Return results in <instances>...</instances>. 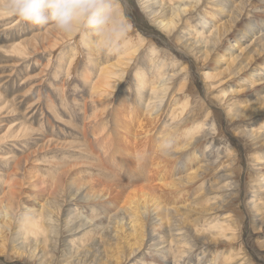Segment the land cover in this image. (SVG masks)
<instances>
[{"label":"rangeland","instance_id":"1","mask_svg":"<svg viewBox=\"0 0 264 264\" xmlns=\"http://www.w3.org/2000/svg\"><path fill=\"white\" fill-rule=\"evenodd\" d=\"M212 1L201 0L168 36L151 20L154 11L168 18L172 14L159 2L150 3L147 13L141 0H104L95 4V11L85 6L96 0H0V224L10 206L13 214H7L21 219L49 204L60 221L51 238L56 237L48 242L56 243L54 250L49 247L54 263L77 258V264H105L119 247L123 258H129L122 236L130 233V202L148 206L149 196H155L170 209L171 223L184 222L186 228L160 229L156 213L149 209L144 215L148 238L122 264H175L165 249L157 251L164 246L158 245L160 235L184 242L180 248L186 253L179 264H221L230 256L231 264H264V0ZM104 9L113 11L108 21L115 28L123 32L127 22L144 41L136 60L119 72L125 76L114 91L96 88L101 70L123 55L117 51L121 45L110 49L113 37L102 47L97 42ZM214 25L222 27L217 32L222 40L195 45L199 34L216 33ZM152 64L162 66L165 80L174 76L172 91L161 106L150 86L141 94L137 91L136 75L152 78ZM176 100L189 101L186 118L193 121V131L179 145L170 139ZM10 128L14 138L8 139ZM22 129L27 131L20 136ZM189 142L194 145L184 150ZM197 145L193 151L201 157L199 177L186 187L187 194L175 195L165 184L186 179L195 170L192 162L183 167V154ZM66 193L74 196L67 203ZM77 208L97 218L79 229V235L65 226L66 215L73 216ZM228 218L235 226L233 234L213 242L207 234L211 221ZM121 222L125 226L116 238ZM100 228L102 235L81 238L85 248L76 258L69 257L71 253L62 257L74 237ZM155 229L157 235L152 234ZM17 231L13 223L6 238L12 240ZM17 244L8 243L10 250L0 253V264H32L13 256Z\"/></svg>","mask_w":264,"mask_h":264},{"label":"bare ground","instance_id":"2","mask_svg":"<svg viewBox=\"0 0 264 264\" xmlns=\"http://www.w3.org/2000/svg\"><path fill=\"white\" fill-rule=\"evenodd\" d=\"M102 1H104V0H96V2H94V3L87 4L85 6V8L88 11H95L96 8H97V7H95V4L96 3H100V2L102 3ZM141 1L144 2V10L147 13H149V12L151 13V11H150L151 8L148 5L150 3H152V2H154V4H156L157 2H159L160 5H161V7L162 6L163 7H166L167 6V8H170V10L172 11V14H171V16H169V18L166 17L167 16V15H165L166 13H164L162 15V13L158 14V11H154L152 13L153 18L151 19L154 23H157L160 26L161 30L166 35H168V36L174 35V33L180 27L179 24L183 21L182 20L183 16H186L187 14L190 15L192 13V11H193L192 8L195 9L198 6V4L201 2V0H141ZM212 2H228L229 3V2H232V0H214ZM228 3L222 5L224 8H221L220 11L218 10L219 12L222 13V15H223V13L226 12L225 7L228 5ZM151 6H153V5H151ZM215 9H213V10H215ZM164 10H165V8H164ZM88 11H86V13ZM111 13L114 14L113 11ZM118 13H119L118 14L119 15V19L122 22L125 21V20H123L124 15L121 12V10H119ZM216 13H218V12H216ZM99 14H101V13H99ZM110 14L108 13V9H104L103 10V17L98 22L99 23L98 25L100 27V31H99L100 32V35L98 37L97 42H99L100 45H101V47H102V46H105L106 45V43H107L106 41L107 40H109V39H111L113 37L114 38L112 40L113 45H112V47L110 49L113 50L114 48H116V47H118V46L121 45L122 47L121 48H118L117 51L120 50L123 55H121L120 58L117 60V62L114 63L113 65H111L109 68L108 67H106V68L104 67L101 70L100 79H99V82L96 84V86H97L96 88L99 89L101 87H105L106 89H110V91L111 90L114 91L119 86L118 85L119 81H122L124 79V76H125V73L124 72L123 73H119V72H122V69L124 70V68H126L127 65L130 64L131 61H135L136 60V55H138L139 54V51L141 50V48L144 47V45H142L144 41L142 40V38H140V36L138 35V32L135 31V29H133L132 26L129 23H127V22L123 26V27H125V31L122 32L120 29L115 28L114 27L115 25L113 23H111V22L108 21L109 18L111 19ZM84 16L85 15L83 14V16H82L83 19H84ZM210 17L212 18V21L211 22H214V20L216 18V15L210 16ZM202 24H203V26H205V25H207V22L204 20L202 22ZM228 26H230V25H228ZM213 27L216 28V33H213V34L210 33V35L205 36V37L203 36V34H199V32H200L199 31L198 32L199 36L196 38L195 45H198L202 41H204V45H209V43H211V45H212L213 42H214V44L219 43L222 40L221 37L223 35H221V33H219V36H218V33L217 32L220 31V28H222V27L219 26L220 27L219 28V27H216L215 25ZM246 33L247 32H245L242 35V37H245L246 36ZM85 35L87 36L88 34L86 33ZM86 36H83V38L86 37ZM85 40H87V38ZM185 41H188V40H185ZM185 47L188 50L191 51V48L189 46H185ZM98 49H100V47ZM90 50H92V49L90 48ZM154 50L155 49H152V52H151V56L152 57L155 56ZM98 52H99V50H98ZM206 52H208V50ZM152 66L155 67L154 69H156V72H151L152 78H149L148 79L147 74L146 75H143V74L138 73L136 75L137 91H138L139 94H141L143 92V90L146 89L147 86H150L152 98L155 99V100H158V97L161 98L160 99V103H159V106H161L162 103H163V100H165L166 97H167V95L170 93V91H172V86H173V82H174L173 81V77L174 76L168 77L165 80L164 70L162 69V66H160V65H156L155 66V64H152ZM116 81H118V82H116ZM184 89H185V85L184 84H181V86L179 88V92H183ZM107 94L109 96H112V93H110V94L107 93ZM180 102L181 101H179V100H176L175 101L174 108L171 111L172 114H171V119H170V121H171V128L172 129L173 128L175 129V132L170 137V139H172L174 141H179V142H177L178 145L180 144L181 139L183 137H185V135L188 132H192L193 131V130H191V127H192L191 124H193V123H191L192 119H189L188 117L186 118V115H187L186 114V110H187V106L189 105V101L186 104L185 103H182V102H181L182 104H180ZM157 108H158V106H157ZM157 116H160V113H158ZM192 118H193V116H192ZM177 130L179 131V133H176ZM198 130H201V128H198ZM10 131H11V128L8 130L9 136L6 135L5 138H8V139L9 138H14V137H12ZM25 131H27V130L26 129L20 130L19 131L20 132V136L22 134L26 133ZM165 132H166V130H164V131L161 132V134L163 135L164 138L166 136L165 135ZM262 135H264V133ZM168 143H172V142H168ZM190 145L191 146L194 145V142H189L185 147H183L184 150H186L188 147H190ZM178 147H180V146H178ZM183 148H181L180 150L176 151V153L182 152L183 151ZM194 149H195V151L197 149H199V145H197L196 147L193 146L192 149H189L188 152H186L185 154H183V157H184V163H183L184 165H183V167L186 168V166L189 165V163L192 162V163H194V165H193L192 168L195 169V170L192 171L191 173H189V175H188L189 177L187 176L186 179H184V178H178V179H175V182H172V183H169V184H165V185H167L168 188H170L172 190H175L173 192L175 195L176 194L177 195L187 194L188 192L186 190V187H188L190 183H193V181L197 180L196 178L199 177L198 174H197V169L196 168H198V170H199V167L201 166L200 165L198 167V164L201 162L200 161L201 160V157H199V155L196 154L195 151H193ZM176 153H174V154H176ZM178 159H179V157H178ZM16 166L19 167V164L16 163ZM81 173H82V171H81ZM88 173L91 174L90 171ZM258 181H260V184L258 186H261V184H262L263 181H261V180H258ZM94 184H95V182H94ZM96 184H98V186H99L101 183H100V181L99 182L97 181ZM81 186L83 187L84 185L81 184ZM75 187H76V185H75ZM94 187H96V186H94ZM108 188L110 189V187H108ZM149 188H151V187H149ZM230 188H232V187H230ZM105 189L106 190H104V191H107V188H105ZM140 189L138 188V190H140ZM221 190H225V189H221ZM71 192H72V190H71ZM150 192H152V190H150ZM67 193H68V191H67ZM67 193H66L65 203H67V199L68 198L74 197L73 196V193L72 194L70 193L71 195H69V196H68ZM138 193H140V191ZM132 195H134V194H132ZM90 197H93V196H90ZM149 198H150L151 202H153V204L149 201L148 202V206H140V205H136L138 203L135 204V202L131 200L132 202H130V204L128 206V209H126V210H130L131 211V214L133 215L132 217H130V219L128 218L129 219V220H127L128 223L126 222L130 233L128 235L126 234V235H123L122 236V240L126 244L125 246H127L130 249V252H131L129 254V258H130V256H132L134 254V252H136L137 250H139L141 248V245L144 246L143 245V242L148 238V235H146V231H145L146 230L145 229V226H147V224L144 221V215L147 214L146 212H148L149 209H153L152 211L156 213V215H157L156 218L159 219L158 220V223H159L158 226H159L160 229H163L164 228V230H165L167 227L171 228V227H176L177 225H178L177 226L178 227V231H181V230H183V229L186 228V227L184 228L183 226H181V224H183L184 222L181 223V224L180 223L179 224L176 223L177 225L174 226V223H171L170 219L168 218L169 217V214H167V212H169L170 209L167 208V207H165V206H162V202H160V200L157 197H155V196H149ZM145 199H146V197H145ZM76 201H78V200H76ZM126 202H129V201H126ZM149 203H151V205ZM7 204H10V203H7ZM48 205H46L45 207H42V209L39 210L38 212L37 211H31V214H28V216H26L27 214L25 213L24 217L21 218V219H19V217H17L16 218V219H18L17 222L15 221L16 219H12L13 218V215H12L13 214L12 213L13 212V209H12L13 206L12 207L10 206V209L8 210L10 212H6L5 215L3 214L4 215V218L1 217L4 220L0 224V253H4V252L10 250L8 243L12 242L14 244L15 242L16 243L18 242L17 246H14L13 247V251H14V255L12 253L13 256H15L17 258L19 257V259H22V260L23 259H26V260L28 259V261L31 262L32 264H55L54 261H53V256L54 255H53V252L52 251L56 248V243H54V244L53 243H50V246H48V242L51 241V240H53L56 237L55 235H57V234L54 232V229L53 228L59 227L60 221H59L58 217H56V214H55L56 212L54 210H52L53 208L49 211V209L51 207L48 209V207H47ZM134 205H136V206H134ZM149 205H150V207H149ZM126 207H127V205H126ZM147 207H149L148 210H147ZM213 209H215V208H213ZM1 210H2V208H1ZM172 210L175 213L178 212V208L177 207L176 208H172ZM7 213H12L11 214L12 216L10 217ZM128 213L130 214V212H128ZM69 214H72V212L69 213ZM204 214H205V212H204ZM3 215H1V216H3ZM72 215L73 216H69L68 214L66 215L67 219L65 221V226H67V232H75V231H77V233H75V235L76 234H78V235L81 234L82 231H78L79 229L84 228L87 224L89 226L90 223L95 222V220L97 219V218L95 219L96 216H87L86 214H83V212L80 209H78V208L76 209L75 214H72ZM188 216L189 215H187V218H188ZM5 217H6V219H5ZM219 217H220V215H219ZM229 218L228 219H219V220H213V221H211V223H213V224L210 223V226L207 228V232H208L207 234H208L209 238L211 240H213V242H214L215 239L216 240H219L220 236L226 238V236H228L227 232H232V234H233V232L235 230V226H232V221L229 220ZM180 219H182V218H180ZM198 219H200V218H198ZM77 221L80 222V223L78 225L76 224V225L72 226L73 228H70V226L73 225V224H75V222L78 223ZM195 221H197V220H195ZM96 222L98 223V221H96ZM13 223L15 224L16 228H18V231L15 232V234H16L15 238H13L12 240H10V239L6 238V233L8 234L12 230V224ZM121 223L123 224V222H121ZM194 223H196V222H194ZM92 226H94V225H92ZM124 226H125V224H123V225L120 224L118 226L117 229L119 231L116 232L117 233V236H115L116 238L119 236L120 231L123 232V227ZM103 228H105V226ZM153 228H156V226L153 227ZM96 229H97V227H96ZM117 229H116V231H117ZM99 230H100V232H99ZM99 230L98 231L91 230L89 233H86L85 235H81V237L80 236L74 237V239H73V241L71 243V246L72 247H71L70 251L68 252V251L63 250L64 251L63 252L64 254L62 255V257H66L68 255V253H71V256H69V257L73 258L75 256L74 258H76V253L81 252L82 249L85 248L84 247L85 245H84V242H83L84 240H82L83 237L84 236L87 237L86 235L91 233L92 238H94V236H96L97 234L98 235L101 234V228ZM104 231H105V229H104ZM157 231L158 230L155 229V231L152 234H156L155 232H157ZM170 231H172V230H170ZM53 233H55V235L53 236V238H51ZM79 239H81L80 240V244H76V241L79 240ZM152 240H154V239H152ZM157 240L160 243V244H158L159 246L164 245L163 247H161V249H159L157 247L159 249L157 251L160 252V250L165 249L166 252H163V253L164 254L168 253L169 256L173 257V260H174L175 264H179L181 262L182 258H183L182 255H184V253H186L184 250H182L180 248V245H184V242L183 241H179V240H175L170 235L168 236V238H166V235H162V236L160 235ZM182 240H183V238H182ZM118 241H120V243H121V240H118ZM106 242H108V241H106ZM165 243H168V245L165 246ZM89 244H91V243H89ZM174 246L176 248H174V250H173V247ZM49 247H52L51 249H53V250H50ZM108 248H110V247H108ZM120 248L121 247H119L118 249H113V251H115V254H112L109 257V260L105 261V264H122L123 262H126L127 260H129L128 256L126 258H123L124 257L123 256L124 255L123 254L124 252L123 251H120L119 252ZM72 250L74 252H72ZM187 252H189V251H187ZM163 253H161V254H163ZM101 258H102V256H101ZM76 260H77V258H76ZM75 261H70V262H67V263L66 262L65 263L62 262V264L63 263L64 264H77V261L76 262ZM233 261H234V257L233 256L225 257L224 262L221 263V264H231ZM78 264H83L82 260ZM246 264H248V263H246Z\"/></svg>","mask_w":264,"mask_h":264}]
</instances>
